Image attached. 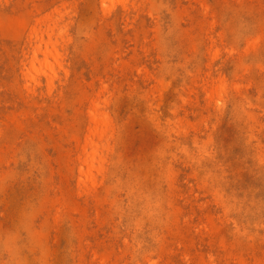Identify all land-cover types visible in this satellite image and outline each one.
<instances>
[{
    "label": "rangeland",
    "instance_id": "obj_1",
    "mask_svg": "<svg viewBox=\"0 0 264 264\" xmlns=\"http://www.w3.org/2000/svg\"><path fill=\"white\" fill-rule=\"evenodd\" d=\"M0 264H264V0H0Z\"/></svg>",
    "mask_w": 264,
    "mask_h": 264
},
{
    "label": "bare ground",
    "instance_id": "obj_2",
    "mask_svg": "<svg viewBox=\"0 0 264 264\" xmlns=\"http://www.w3.org/2000/svg\"><path fill=\"white\" fill-rule=\"evenodd\" d=\"M38 53H39V49H37L36 52L35 51L33 52V55H34L35 59L37 58Z\"/></svg>",
    "mask_w": 264,
    "mask_h": 264
}]
</instances>
